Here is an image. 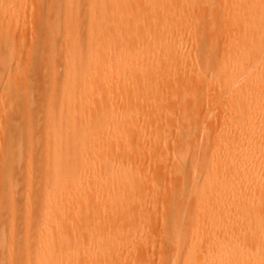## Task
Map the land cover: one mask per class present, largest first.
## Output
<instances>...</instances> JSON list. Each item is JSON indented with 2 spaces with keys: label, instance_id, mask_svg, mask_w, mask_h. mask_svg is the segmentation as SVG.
Returning <instances> with one entry per match:
<instances>
[{
  "label": "bare ground",
  "instance_id": "obj_1",
  "mask_svg": "<svg viewBox=\"0 0 264 264\" xmlns=\"http://www.w3.org/2000/svg\"><path fill=\"white\" fill-rule=\"evenodd\" d=\"M23 56L42 58L48 73L39 133ZM147 101L159 105L144 115ZM190 103L192 118L173 114ZM165 112L190 177L161 205L158 264H264V0H0V210L4 199L15 209L22 161L26 186L22 224L14 212L1 218L0 264H14V244L17 264H135L155 229L125 226L153 214L141 173L150 164L134 150L163 153Z\"/></svg>",
  "mask_w": 264,
  "mask_h": 264
},
{
  "label": "rangeland",
  "instance_id": "obj_2",
  "mask_svg": "<svg viewBox=\"0 0 264 264\" xmlns=\"http://www.w3.org/2000/svg\"><path fill=\"white\" fill-rule=\"evenodd\" d=\"M29 19H30V17H29ZM29 25H31V23H29ZM28 28H29V26H28ZM27 32H26V35H25V37H27L26 41L23 43V45L25 46L23 48H25L26 50L28 49V46H29V44H30V42H31V40L33 38V34H32V31H31V26H30V28L28 29ZM24 52L25 51H23V55L26 57ZM24 56L21 57L22 58V63H23V60L25 62V63H23V68H25L24 70L26 71V73H25V75H26V79L25 80L26 81L24 80V82L26 84L27 83L29 84V85L28 84L27 85H28V89H29V91L31 93V99L33 100V102H31V104L27 108H28V111L31 110V111H33L32 113H34V114H31V111L29 112L32 116L34 115L33 117H35V120L37 122V124L35 125L33 130H35V132L37 131L36 133H39L37 128H41L40 124L42 123V122H39V120L40 119H41L40 121L43 120V116L41 114L42 113V111H41L42 110L41 109L42 100L41 99H43L42 98V96H43L42 94L44 93V91L46 89L45 87L47 85V81H46L47 80V76L45 74H48V73H46V72L44 73L45 70L47 71L46 67H45V70H44V67H41L42 64H44L43 63L44 61H42L43 60L42 58H41V60H39V58L34 59V58H31L30 56H28L30 58L27 57V58H25L27 60H25V59H23ZM29 59H32L33 62H32V60L30 62ZM37 60H38V62H37ZM27 62H28V64H27ZM29 62L32 63L31 65L32 66L34 65L35 68L37 66H39L40 68L32 70L33 67L30 66ZM37 63H38V65H37ZM39 63L41 65H39ZM25 64H27L28 66L25 65ZM24 66H26L27 68L24 67ZM41 68L43 70V74H42L43 76L42 77H44L42 79L40 78V76H41L40 72H42ZM58 68H60V67H58ZM36 70H37V72L39 70V72L37 73V76H35L36 75V73H35ZM34 77H37L36 78L37 82L33 81L35 79ZM28 78L31 79V80H28ZM42 83H44V85H42ZM35 88H38V90L35 89ZM163 96H164L163 98H160V101H164L167 98V93H166L165 89H163ZM36 103H38V104H36ZM210 103L211 102L209 100L200 101V105H202V106H201V108L199 110V113L197 114V128H198L199 132H198V137H197V146H196V150H195V157H196L198 166L200 165V159H201L202 154L204 152L206 129H207L208 121L210 120V118H209L210 114H208V108H209ZM158 105H159V101L156 104H152V102L147 101L146 104H144V107L143 108L138 107V110L140 112H143L144 115H147L151 111H154L153 109L158 107ZM37 107H40L39 110L37 109ZM168 107L172 108V105H168ZM215 107L217 108L218 104H215ZM180 108L174 109L172 111L173 114L176 115L178 112L187 111L190 114L189 118H192V116H193L192 103H190V104H188L186 106L180 107ZM36 110L40 111L41 113H39ZM37 113L41 114V116L38 115ZM13 114H16V117L14 118L15 121H14L13 124H17L18 122H20L19 125H22L25 122V118L23 117V114H20V112L18 114L17 110L14 111ZM166 115H167V113L165 112L164 113V117L162 118L161 122L159 123V130H158V132L160 133L158 140H159V143H161V151L163 153L160 156H157V157H148V149L144 150L143 148L138 147L137 150H134L135 151L134 152V157H135L136 160H139V161L143 162L144 160L148 159L149 164H150L146 169H143L141 171V173H142L143 177L145 178V181H146V184H147L146 185L147 187H145V189L146 190L148 189L149 193L152 195V198L149 199L147 202H145L144 205L148 204L147 205V206H149L148 208L149 209H153V214L151 216H143L142 215L141 216V220H133V219L128 220V221L125 222V226L128 229H145L143 227V223L146 224V222H147V223H149L148 229H155L154 230V235H153L154 237L152 239L144 238L142 240L141 249L137 253V255L133 258V260H135V264H158V262H159V257H158L159 255L158 254L159 253H158L157 245L160 242L163 241L161 236H160V231H159L163 227V224H161L162 223L161 219L163 218V215H164V212L162 214L163 208L161 210V205L163 204V202L164 203L166 202L165 201L166 199H170V200L173 199V197L168 196L169 192L179 185L178 183L180 181V178L183 175H186L187 177L188 176L190 177L189 174H187L182 168H180L179 161H178V156H179L180 149H179V147L177 145L174 144V140L175 139H174V136L172 135V132L168 131L170 126L168 124V119H167ZM18 116H20V118ZM21 116L23 117L22 122H21V118H22ZM0 119H1V117H0ZM17 119H18V122H17ZM2 121H4V119ZM5 123H6L5 121H4V123H2L1 120H0V127L2 126L1 124H5ZM37 125H38V127H37ZM12 132L13 133H11L10 130L7 131V133H11L12 136H14V137H15V135L18 136V137L16 136L15 138L13 137V139H15L14 142L16 144L19 141V132L15 131V133H14L13 130H12ZM35 132H32L33 135H34ZM167 132H171V133L167 134ZM133 133H135V128L131 127L129 129V131L124 135V137L131 136ZM35 137H36V135L33 138H35ZM0 139L2 140L1 136H0ZM36 152H38V151H36ZM32 156H33L34 162H36L35 154H32ZM24 159H25V157H24ZM34 162H32V163H34ZM24 164H25V162H24ZM24 164H23V161L20 164V166H17L19 164L16 163L15 164L16 168H14L15 169L14 170L15 174L13 175L14 177L17 174L16 170H18L17 172H19V173H20V170H21V173H20L21 176L19 177V173H18L17 176H16L17 178L16 177L14 178V179H16L15 183L17 184V185L15 184V188H14V198H15V200H14V208L15 209L13 211L14 212V218H13L14 222H15V220L16 221L19 220L16 217L20 216L19 218H21L22 217L21 214L24 215L23 211H25V206H26V205H23L26 202L25 201L26 199L23 200L24 199L23 196L25 195L26 192H25V190H24V193H22V191H21V190L25 189V187H26L24 185V183H22V180H24V173H25ZM35 164L32 165V169H34L33 166ZM19 168H21V169H19ZM35 171H37V169L34 170V173H35ZM22 177H23V179H22ZM18 182H20V184ZM22 184H23V188H22ZM18 185L19 186L21 185L20 186V188H22L21 190H20V188H18ZM17 190L18 191L20 190V192H18ZM32 190L34 191V190H36V188H34ZM32 190H31V192H32ZM190 190H191V188H190ZM20 193H22L24 195H22V194L20 195ZM32 193H33V196H34L35 192H32ZM15 196L18 199H16ZM20 196H22L21 200L23 201V203H22V201H20ZM32 198L33 197H31V199H29L28 201L30 203L33 202V204H35L34 200H32ZM15 201L17 202V207H19L20 205H21L20 206L21 208L24 207V210H22L21 208L17 209L19 211V215L16 212V208L17 207H16V202ZM18 202H19L20 205L18 204ZM2 204H3V209L0 210V213L2 211V215H3L2 217H0L1 224L3 222H5V217L6 218H10V216L13 214V212L11 210L8 212L7 209L5 208V207H8V205H9V202L6 201V199H4L2 201ZM33 204H31L32 207L34 206ZM92 205H93V207H97L94 203H92ZM5 209H6V212H5ZM20 210H22V211H20ZM186 216H187V214L185 213L183 215V219L186 218ZM3 217H4V221L2 222ZM92 220H94V219H92ZM21 221H22V219L19 220V222H21ZM19 222H17V223H19ZM22 222L20 224H22ZM93 222L95 224H99L100 225L99 229H107L102 224L103 221L94 220ZM17 223H15V225ZM20 224H19V226H17L18 224L16 225L17 228H20V226H21ZM147 225L148 224H146V226ZM17 235H18V233L16 234V236ZM17 239H18V236H17ZM10 247H13V246H10ZM14 247H15V249H14ZM14 247H13V249L15 250V253L13 252L14 251L13 250L12 251L13 252L12 257L14 258V256H15L14 264H17L18 262H16V261L18 260V258H16V257H18V251H16V250H18V247L16 246V244H14ZM6 250H7V248L4 250V253L6 252Z\"/></svg>",
  "mask_w": 264,
  "mask_h": 264
}]
</instances>
